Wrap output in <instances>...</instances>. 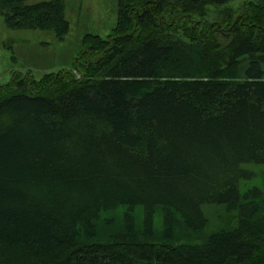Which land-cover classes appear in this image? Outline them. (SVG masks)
I'll return each instance as SVG.
<instances>
[{"label":"trees","instance_id":"obj_1","mask_svg":"<svg viewBox=\"0 0 264 264\" xmlns=\"http://www.w3.org/2000/svg\"><path fill=\"white\" fill-rule=\"evenodd\" d=\"M228 1L118 0L72 69L0 83V264H264V6L200 44L158 22ZM0 13L70 29L64 0ZM208 204L234 215L206 234Z\"/></svg>","mask_w":264,"mask_h":264},{"label":"rangeland","instance_id":"obj_2","mask_svg":"<svg viewBox=\"0 0 264 264\" xmlns=\"http://www.w3.org/2000/svg\"><path fill=\"white\" fill-rule=\"evenodd\" d=\"M39 1L42 0H26V3ZM249 1L259 2L264 6L261 0H229L222 4L199 7L187 13L175 7L165 12L161 20H158L159 26L162 30L166 28L167 31L176 32L184 40L200 44L213 31H220L222 35L230 34L232 29L230 20L235 21L233 24H250L244 18L246 4ZM64 2L70 29L63 39H59L53 30L10 28L0 13L1 84L11 81L16 71L21 73L31 71L36 78H41L45 72L72 69L75 57L85 47V35L95 34L108 38L114 33L118 18V0H64ZM259 24L264 22L260 21ZM257 167L262 169L264 166ZM257 182L259 184L263 182L260 175L257 176ZM204 212L209 220L206 234L224 227L234 215L225 204L205 205ZM136 216L138 220H142L143 214L140 209Z\"/></svg>","mask_w":264,"mask_h":264},{"label":"built area","instance_id":"obj_3","mask_svg":"<svg viewBox=\"0 0 264 264\" xmlns=\"http://www.w3.org/2000/svg\"><path fill=\"white\" fill-rule=\"evenodd\" d=\"M77 75V77H80V74H76Z\"/></svg>","mask_w":264,"mask_h":264}]
</instances>
